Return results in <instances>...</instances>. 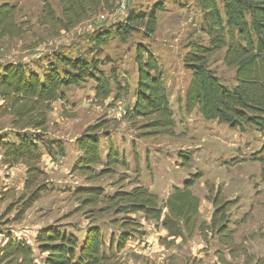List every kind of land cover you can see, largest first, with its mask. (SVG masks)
Segmentation results:
<instances>
[{
	"label": "rangeland",
	"instance_id": "374dc122",
	"mask_svg": "<svg viewBox=\"0 0 264 264\" xmlns=\"http://www.w3.org/2000/svg\"><path fill=\"white\" fill-rule=\"evenodd\" d=\"M215 1L221 7L220 0ZM44 2L60 23L43 24ZM2 3L16 7L14 22L20 32L15 38L0 40V63L21 62L35 67L47 64L59 53L70 58H95L106 77L115 76L119 98L113 100L117 94L113 80V93L103 103L94 100L95 85L91 80L64 91V102H55L47 115L44 135V142L56 143V155L48 156L44 144L40 146L44 154L40 168L47 175L44 190L20 220L19 200L26 195L25 175L18 170L22 166L0 168V234L26 241L37 264L42 257L35 244L40 230L60 228L82 239L90 225L99 227L113 264H217L216 251L231 264H246L250 260V264H256V260L264 264V132L253 127L231 130L218 122L204 121L197 109L188 113L185 108L190 73L183 67V57L189 44H208L202 31L204 18L194 0H107L103 9L68 29L61 26L64 22L59 0H0ZM155 4L162 5L163 10L156 14V29L151 38H144L142 28L125 41L113 35L129 12L147 13ZM103 32L112 35L103 46H98L93 40ZM138 43L148 48L161 67L175 123L172 137L148 136L142 128L144 121H130L126 115L135 100L134 55ZM224 52L214 53L208 66L222 85L232 88L235 70L224 66ZM102 119L109 121V138H100L99 153L104 155L111 145L124 157L127 167H117L111 178L86 183L71 173L80 155L75 140ZM9 121L7 117L0 120L1 132L9 131ZM182 154L191 157L187 167L179 160ZM195 173H200L201 178L190 190L199 199L198 221H210V200L217 193L224 201L232 202L228 210L229 228L234 232V243L242 245L247 258L238 256L232 260L215 238L207 237L204 242L197 230L183 242L167 239L162 244L160 239L165 238L166 232L138 214L129 218L141 226L139 234H133L117 252L115 244L124 217L109 215L90 222L72 195L77 189L89 187H101L106 195L130 191L134 187L131 183L138 179L137 183L156 195L158 205L162 206L173 188H181ZM113 219L117 220L116 225L111 224Z\"/></svg>",
	"mask_w": 264,
	"mask_h": 264
},
{
	"label": "trees",
	"instance_id": "16d2710c",
	"mask_svg": "<svg viewBox=\"0 0 264 264\" xmlns=\"http://www.w3.org/2000/svg\"><path fill=\"white\" fill-rule=\"evenodd\" d=\"M17 1V0H16ZM62 6L63 28H73L96 11L103 9L107 0H59ZM203 18L208 44H189L183 57V67L190 73L185 92V108L188 113L197 109L204 121L218 122L231 130L243 131L253 127L264 132V0H194ZM163 6L155 4L147 13L129 12L125 21L114 31L119 40L136 33L140 28L144 38H151L156 29V14ZM16 7L0 4V40L12 39L19 35V26L14 22ZM43 24L59 22L50 6L43 4ZM111 32L96 35L94 43L103 46ZM224 50L223 64L235 70L232 88L221 84L208 66L209 58ZM134 62L137 67L135 100L126 113L128 120H141L148 136H174V120L169 106L163 75L156 57L141 43L135 47ZM43 64V63H42ZM35 67L21 62L0 63V120L7 117L9 131H0V163L8 169L25 168L24 191L20 198L21 208L17 220L39 198L44 190L46 173L40 163L43 151L54 157V142H44L47 132V115L52 105L64 102V91L83 84L86 80L94 83V100L103 103L110 99L113 90L110 80L119 85L112 74L109 78L99 69L100 62L81 56L74 58L62 54L53 55L47 64ZM113 73V71L111 72ZM109 121L102 119L89 126L76 140L80 153L71 173L86 183H96L111 178L117 167H127L123 156L110 145L106 153H99L100 138H109ZM62 148L59 147L61 152ZM58 151V152H59ZM264 152V146L262 148ZM183 167L191 161L190 155H179ZM201 178L200 173L191 174L181 188H173L162 206L157 196L140 186L135 179L130 191H117L106 195L101 187L80 188L72 192L74 200L92 222L105 216H123L119 224L121 233L115 250H121L126 242L139 234L141 226L131 215H141L145 221H153L167 239H190L197 230L206 242L207 237L215 238L224 247L230 258L246 257L242 245L233 241V230L229 228V208L233 204L224 201L217 193L210 203L213 212L210 221H198L199 199L192 194L191 187ZM86 210V211H85ZM111 224L116 225L113 219ZM40 264H113L108 255L103 236L98 226L86 228L84 237L77 238L58 229L40 230L35 237ZM112 244V241H111ZM217 264H231L224 255L216 251ZM252 260L246 262L250 264ZM261 260H256L259 264ZM0 264H37L31 247L22 239L7 236L0 246Z\"/></svg>",
	"mask_w": 264,
	"mask_h": 264
},
{
	"label": "built area",
	"instance_id": "2783aa9c",
	"mask_svg": "<svg viewBox=\"0 0 264 264\" xmlns=\"http://www.w3.org/2000/svg\"><path fill=\"white\" fill-rule=\"evenodd\" d=\"M101 18L103 19L104 17H101ZM1 167H6V166H4V165H2V164L0 163V168H1ZM6 241H7V237L4 236V235H2V234H0V246L3 245Z\"/></svg>",
	"mask_w": 264,
	"mask_h": 264
},
{
	"label": "crops",
	"instance_id": "0c3cea01",
	"mask_svg": "<svg viewBox=\"0 0 264 264\" xmlns=\"http://www.w3.org/2000/svg\"><path fill=\"white\" fill-rule=\"evenodd\" d=\"M14 170H15V169H14ZM18 170H19V171L21 170L22 173H23V175H25V168H24V167H20ZM3 190H5V189H3Z\"/></svg>",
	"mask_w": 264,
	"mask_h": 264
}]
</instances>
